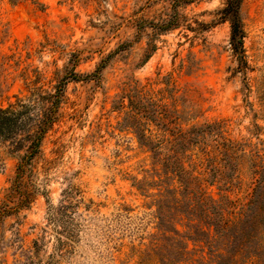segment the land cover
<instances>
[{
	"label": "rangeland",
	"instance_id": "obj_1",
	"mask_svg": "<svg viewBox=\"0 0 264 264\" xmlns=\"http://www.w3.org/2000/svg\"><path fill=\"white\" fill-rule=\"evenodd\" d=\"M226 1L0 0V264H172L203 196L264 264V0L241 50Z\"/></svg>",
	"mask_w": 264,
	"mask_h": 264
},
{
	"label": "trees",
	"instance_id": "obj_2",
	"mask_svg": "<svg viewBox=\"0 0 264 264\" xmlns=\"http://www.w3.org/2000/svg\"><path fill=\"white\" fill-rule=\"evenodd\" d=\"M242 0H227L223 8L225 17L230 22V43L235 49H242L243 31L240 19V4ZM60 86L56 87L54 104L58 101ZM44 128L40 129L38 141ZM156 206L161 205L160 198H156ZM178 202V201H177ZM176 202V205L178 203ZM220 199L203 196L197 201H192V209L186 214L178 213L166 218L160 213L157 216L160 223H168L172 218H181L183 231L173 227L162 226L154 236L169 237L172 245H177L175 253L178 258L170 260L172 264H256L261 252L254 244V236L251 234L257 212L249 214L245 208L251 205V201L243 206L241 211L233 212L229 207L219 206ZM222 204V203H221ZM195 207L202 208L199 213L193 214ZM232 211V212H230ZM178 215V216H177ZM171 233V236H168ZM156 238L154 242H157ZM256 244V243H255ZM247 254V256H245Z\"/></svg>",
	"mask_w": 264,
	"mask_h": 264
}]
</instances>
